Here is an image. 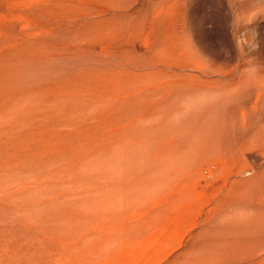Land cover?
I'll use <instances>...</instances> for the list:
<instances>
[{
	"label": "rangeland",
	"instance_id": "374dc122",
	"mask_svg": "<svg viewBox=\"0 0 264 264\" xmlns=\"http://www.w3.org/2000/svg\"><path fill=\"white\" fill-rule=\"evenodd\" d=\"M0 264H264V0H0Z\"/></svg>",
	"mask_w": 264,
	"mask_h": 264
}]
</instances>
